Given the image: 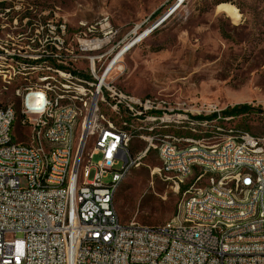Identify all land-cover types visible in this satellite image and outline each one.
<instances>
[{"label":"built area","instance_id":"2783aa9c","mask_svg":"<svg viewBox=\"0 0 264 264\" xmlns=\"http://www.w3.org/2000/svg\"><path fill=\"white\" fill-rule=\"evenodd\" d=\"M108 27V18L88 27L96 38L87 36L83 50L109 44L112 36L97 33ZM59 28L64 35L65 25ZM28 41L31 51L0 47V56L16 57L22 67H56L78 76L67 67L63 49L70 47L62 35ZM101 58L89 56L90 78L83 77L93 92L90 108H82V99L60 96L52 86L30 84L16 89L18 105H0V264H264V136L223 131L235 116L226 115L214 101L199 104L131 93L109 80L117 62L107 75L114 60L100 71ZM101 100L114 103L138 125L165 118L191 126L222 124V131L199 137L131 136L103 120L97 134L88 137L94 138L91 147L81 139L77 143V126H88L93 106ZM63 122H70V142L55 143L53 133ZM29 123H37L36 133H29ZM134 139L147 144L137 154L130 149ZM39 141H46V148H39ZM151 149H162L160 159L178 162L177 172H164L178 187L189 177L188 160L203 159L199 176L221 163L243 162L244 170L209 183L196 178L186 191H208L207 203H196L182 223H174L175 215L158 226L123 223L114 204L116 190ZM97 154L101 159H94ZM250 163L261 170L256 199H246ZM179 170H186V177H179ZM88 196L106 199V207L93 208ZM211 208H218V215H211ZM193 213H206L207 221L193 220ZM225 219H232V227H225Z\"/></svg>","mask_w":264,"mask_h":264},{"label":"rangeland","instance_id":"374dc122","mask_svg":"<svg viewBox=\"0 0 264 264\" xmlns=\"http://www.w3.org/2000/svg\"><path fill=\"white\" fill-rule=\"evenodd\" d=\"M176 2L0 0V47L31 51L27 47L30 37L62 35L70 47V51L63 49L67 67L78 75L67 77L48 66L22 67L18 58L0 56V70L4 71L0 77V105H18L16 89L28 84L61 86L69 82L72 89L78 88L84 75L90 74L89 56L102 57L98 64L102 71L124 51L108 76L118 86L140 96L163 95L199 104L214 101L225 110L249 104L250 111L232 115L235 118L227 120L223 127L264 136V0H185L171 12ZM228 5L237 9L236 14L231 16L225 10ZM105 18L111 27L97 33L99 37L112 36L111 42L92 51L83 50L87 36L96 38V31L88 34V27ZM61 24L65 25L64 35L59 32ZM53 27L55 33L51 32ZM149 29L152 30L139 42L125 49ZM108 113L116 126L130 129L136 125L123 112ZM77 133L79 143L82 129ZM159 133L191 136L187 129H161ZM93 141L89 138L87 146L91 147ZM146 145L145 140L134 139L131 152L137 154ZM101 157L97 154L94 159ZM161 168L158 149H151L121 182L114 204L123 223L158 226L179 212L199 168L194 167L193 174L179 187L175 180L166 178Z\"/></svg>","mask_w":264,"mask_h":264},{"label":"bare ground","instance_id":"6f19581e","mask_svg":"<svg viewBox=\"0 0 264 264\" xmlns=\"http://www.w3.org/2000/svg\"><path fill=\"white\" fill-rule=\"evenodd\" d=\"M183 2H185V0H183L180 5H182ZM225 10H228V12L230 11L231 16L232 14H236L237 11V9H234L229 5L225 8ZM144 36H145L144 34L138 36L132 43L127 45L125 49H128L137 42H139ZM123 53L124 51H122L121 54H119L117 60L120 58V56ZM117 60H114L112 65L108 68L107 75L110 73V71L116 64ZM52 70L56 73H60L61 75L72 77L67 75L64 71L60 70L59 68L52 67L51 71ZM49 77L50 79H54L53 76H49ZM80 82H81L80 86L75 89H72L71 86L68 85L69 82L67 84H61L62 87L53 83H49L47 85L36 84L31 86H43V87L52 86V88L55 91H57L60 96L67 97V99H82V108H90L91 101H93V92L91 86H87L86 79L81 80ZM105 111L111 112L114 115L122 113V110L115 109V104L109 103L108 100H101V104H95L93 106L92 115L90 116L88 126L87 123H79V126H77V131L80 128L82 129V133H85V137L81 138V144H88V137H94L97 134V129L100 126H102L103 120H107V123L111 127V129L121 130L122 132L127 133L131 136H138L139 134H144L146 136L170 134V133H159V131L161 129H171V128L177 130L179 129L189 130L191 132V136L188 137H198L197 134L202 132L220 133V131H222V127L217 126L214 123H196L193 124V126H191L188 124H183L181 123V121H178L176 119H165V118L144 119L139 125L138 122L135 121L136 125H132L131 128L129 129L127 127L116 126L113 123V121L109 119L108 116L109 113L108 112L106 113ZM223 131H230V129H225L223 127ZM36 132H37V123H29V133H36ZM234 134H236V136H246L247 131L234 130ZM70 139H71L70 122H63L62 125H60L58 128V133H53V140L55 141V143H67L70 142ZM39 148H46V141H39ZM158 153L159 156L162 157V149H158ZM161 161H162V169H164L166 172H177L178 162L170 163L167 162V159H161ZM197 166H203V159H196V163L195 160H188L189 176L193 174L194 167ZM239 170H244L243 162L221 163V165L219 166H212L206 168L204 170V173L201 174V176H199L198 174L197 178H199L200 183H203L205 177L208 174H210L206 182L209 183L212 182L213 180H216V178H225V176L230 171H239ZM215 171H217V173H215ZM250 174L252 175V177L249 178L247 182L246 199H256L260 194V177H261V170L259 168L258 163H250ZM179 177H186V170H179ZM188 192L190 193L189 196L184 199L179 212L174 216V223H182L183 219L190 217V208L196 207V203H207L208 191L189 190ZM88 203H90L93 208L106 207V199H101L98 196H88ZM211 215H218V208H211ZM193 220L207 221V214L193 213ZM225 227H232V219H225Z\"/></svg>","mask_w":264,"mask_h":264},{"label":"trees","instance_id":"16d2710c","mask_svg":"<svg viewBox=\"0 0 264 264\" xmlns=\"http://www.w3.org/2000/svg\"><path fill=\"white\" fill-rule=\"evenodd\" d=\"M84 77L90 78V76L88 74L84 75ZM251 109H252V107L249 104L245 103V104L236 105L230 109H226L224 111V113L227 115H236V114L238 115V114H242V113H247Z\"/></svg>","mask_w":264,"mask_h":264},{"label":"water","instance_id":"95a60500","mask_svg":"<svg viewBox=\"0 0 264 264\" xmlns=\"http://www.w3.org/2000/svg\"><path fill=\"white\" fill-rule=\"evenodd\" d=\"M183 0H177V2H176V4H175V6L173 7V9H172V11L171 12H173L180 4H181V2H182ZM170 12V13H171ZM165 18V17H164ZM164 18L163 19H161V21H163L164 20ZM160 21V22H161ZM159 24V23H158ZM156 26V25H155ZM154 26V27H155ZM154 27H152V29L154 28ZM152 29H149L148 31H146V32H144L143 34H147L148 32H150Z\"/></svg>","mask_w":264,"mask_h":264}]
</instances>
